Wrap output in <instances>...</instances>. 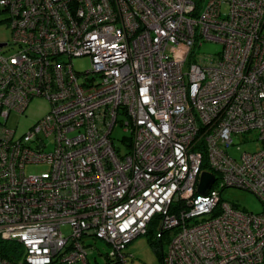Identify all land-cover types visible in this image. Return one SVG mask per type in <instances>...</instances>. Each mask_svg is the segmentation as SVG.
Here are the masks:
<instances>
[{"label":"built area","instance_id":"built-area-1","mask_svg":"<svg viewBox=\"0 0 264 264\" xmlns=\"http://www.w3.org/2000/svg\"><path fill=\"white\" fill-rule=\"evenodd\" d=\"M2 28L0 240L16 247L0 264H91L88 239L132 264L152 228L161 264H264V0H0ZM38 98L49 112L17 138L8 120ZM235 139L259 147L235 158Z\"/></svg>","mask_w":264,"mask_h":264},{"label":"rangeland","instance_id":"rangeland-1","mask_svg":"<svg viewBox=\"0 0 264 264\" xmlns=\"http://www.w3.org/2000/svg\"><path fill=\"white\" fill-rule=\"evenodd\" d=\"M9 40V33L6 28L0 30V42H6ZM221 51V46L213 43H204L198 50V54H216ZM10 54V53H9ZM72 65L75 72L83 74L89 71L90 61L88 57L72 59ZM50 105L45 99H34L30 101L25 112L20 116H12L8 120V126L14 128L16 131V137L19 138L26 134L30 128L35 125L39 120L45 117L49 112ZM128 132L124 131L122 126L117 125L112 133L111 139L113 141L114 148L119 153L125 154L128 151ZM234 148L231 150V154L238 158L241 152L254 151L259 145L252 146L242 143L241 139L234 140ZM51 146L48 145L47 151L51 150ZM238 148V149H237ZM44 171L43 166H27L26 174H36ZM221 199L234 204L238 209L252 213L261 214L263 211V205L260 200L253 194L238 190V189H226L221 194ZM69 229L63 228V233L68 234ZM155 229L152 228V233L149 236H139L134 239L127 247L126 254H130L133 257L132 264H161V256L167 248L166 239L162 244L154 241ZM87 244L94 246L91 250L89 260L91 264H104V256L109 252L110 248L107 244L100 240L88 239ZM162 249V250H161ZM100 252V253H99Z\"/></svg>","mask_w":264,"mask_h":264},{"label":"water","instance_id":"water-1","mask_svg":"<svg viewBox=\"0 0 264 264\" xmlns=\"http://www.w3.org/2000/svg\"><path fill=\"white\" fill-rule=\"evenodd\" d=\"M213 182H214L213 176L207 173H203L200 179L198 193L200 195H205L207 191L209 190V188L211 187V185L213 184Z\"/></svg>","mask_w":264,"mask_h":264},{"label":"trees","instance_id":"trees-1","mask_svg":"<svg viewBox=\"0 0 264 264\" xmlns=\"http://www.w3.org/2000/svg\"><path fill=\"white\" fill-rule=\"evenodd\" d=\"M149 234H147L146 236H149ZM15 245L9 242H5L0 240V256L2 258H7V259H12L11 254L13 253V250Z\"/></svg>","mask_w":264,"mask_h":264}]
</instances>
